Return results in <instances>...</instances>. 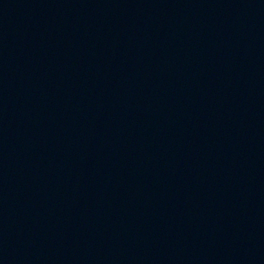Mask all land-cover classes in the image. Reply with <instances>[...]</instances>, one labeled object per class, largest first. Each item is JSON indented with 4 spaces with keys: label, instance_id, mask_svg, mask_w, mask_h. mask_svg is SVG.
<instances>
[{
    "label": "water",
    "instance_id": "obj_1",
    "mask_svg": "<svg viewBox=\"0 0 264 264\" xmlns=\"http://www.w3.org/2000/svg\"><path fill=\"white\" fill-rule=\"evenodd\" d=\"M0 264H264V0H0Z\"/></svg>",
    "mask_w": 264,
    "mask_h": 264
}]
</instances>
